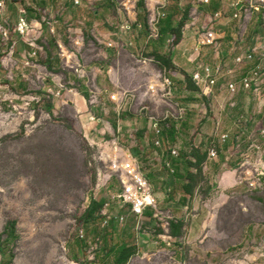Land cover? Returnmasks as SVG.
Masks as SVG:
<instances>
[{
	"label": "rangeland",
	"instance_id": "374dc122",
	"mask_svg": "<svg viewBox=\"0 0 264 264\" xmlns=\"http://www.w3.org/2000/svg\"><path fill=\"white\" fill-rule=\"evenodd\" d=\"M238 1L246 5L244 0H0V264H98L115 243L141 250L154 230L168 237V216L199 213L218 220L213 264H264V202L246 198V191L229 192L224 205L212 210L206 196L213 182L205 167L200 174L190 166L197 149L207 153V162L230 156L219 170L237 171L246 187L253 185L255 164L264 158V99L239 93L237 107L230 109L220 86L218 101L204 100L196 109L191 80L183 85L181 73L153 56L193 55L203 66L220 61L226 71L234 70L230 53L240 35L237 47L244 49L264 38V0H252L240 20L217 27L224 35L218 61L211 47L200 50L198 44L210 27L206 15L228 9L229 19ZM20 21L23 33L17 30ZM163 23L170 28L162 35ZM239 68L235 79L246 71ZM207 119L216 120L214 127ZM220 136H228L225 144ZM211 150L217 158L208 160ZM128 153L158 191L161 185L175 188L177 198L183 191L177 172L195 177L188 195L197 199H190L185 212L174 206L163 215L156 212L160 228L136 218L117 199L123 185L112 169L113 163L121 166L120 158L128 160ZM92 202L104 207L88 216ZM103 213L110 217L105 226ZM160 240L149 254L141 250L135 264L179 261ZM188 248L182 264H197L198 254ZM199 256L205 260L206 252Z\"/></svg>",
	"mask_w": 264,
	"mask_h": 264
},
{
	"label": "crops",
	"instance_id": "0c3cea01",
	"mask_svg": "<svg viewBox=\"0 0 264 264\" xmlns=\"http://www.w3.org/2000/svg\"><path fill=\"white\" fill-rule=\"evenodd\" d=\"M240 2L238 1V3H240ZM238 3L235 4V7L233 8L232 12L230 13L231 17L229 19L227 18L228 15L226 16L228 9L220 8V9H217L211 15H206L207 16L206 19L210 23V26L212 23H214V25L216 27H219L222 24H227V21L228 22L232 21L233 20L232 15L234 14V12L235 11H239V12L242 11L241 5L236 6ZM224 11H225V13H224ZM218 12H222L225 17L223 16L220 20L215 21L214 15ZM201 49H202V47H201ZM231 55H232V53H230V57H231ZM153 56H154L155 61L159 64H162V63H160V61L158 60L157 57H163V58L169 59L173 65V67L176 69V71L181 73L180 74L181 76L179 75V80H180V82L183 83V85L187 86V81L191 80L192 88H194L196 90L194 92L192 91L194 94L191 98L192 99L191 101L195 104H198V106H196V105H195V107L193 106L194 108L198 109L200 107V104H202L204 102V100H207L209 103H213L214 100L218 101V98H217V95H219V91H218L219 88L218 87L215 88V90L213 91L214 92L213 96H204L192 81L193 73L201 70V68L203 67V65L199 64L197 61L198 56L192 55L189 58H185L184 56L183 57L180 56V57H178V59H176V58H172V57H167L166 55H164L163 53L161 54L160 52H158V53L154 52ZM215 58H217L216 61L219 60L218 59L219 57H215ZM232 58H233V56L229 60H231ZM221 91L223 92L224 97H225V95L227 94L226 91L225 90H221ZM213 111H214V109H213ZM206 123L208 124V127H212V126L214 127L216 120L207 119ZM214 137H218V135H216ZM202 141L206 142L207 144L213 142L212 139H208V138H202ZM157 145H159V144L156 143V146ZM227 148H228V145L224 146V151H223L224 155L226 153H228ZM203 153L204 152H201V149H197V150L193 151L192 157H191V159H193L192 160L193 162H191V163L195 164L194 157L196 155L197 156L203 155ZM129 156L131 159H134L131 157L130 154H129ZM229 157L230 156H225V159H222V157H220V159L218 158L212 162L211 161H208V162L205 161L201 165L200 174H203V168L205 167L207 180L208 181L212 180V182H213L211 184V186H208L207 196H206V200L208 203L207 206H211L212 210L215 207H220V206L224 205V203L226 201V196H225L226 193H229V192L237 193L239 191H241V192L246 191L245 192L246 198L255 197L258 199L259 202H261V203L264 202V190L250 189V188L246 187L247 184H245L243 182V178L238 176L237 171H230V170L220 171L219 170V163H221L222 167H224L225 162L229 159ZM167 168H168V165H167ZM169 171H170L171 175H175L173 170H169ZM187 172L193 173L191 169L190 170L187 169L186 173ZM179 173H181V172H177V175H176L177 177H175L176 178L175 181H178V183H180V185L183 186V191H182V195L178 196V198L176 197V194H175L176 193L175 188H168L167 189L163 185H161L160 187L162 190L158 191V189L156 188V184L153 183L152 179L151 178L147 179L145 177V179L149 183V186H150L151 191H152L151 199L153 201V206L146 208L145 211L143 212V216L140 219H143L148 224L149 223L152 225L155 224L156 227L160 228L162 226H158L156 224V221H161L162 219H160V217H158V215H156V212L159 213V215H163L164 210L168 209L170 206L179 207V208L181 207L182 212L187 211L190 199L194 200L196 197H194L195 194L193 196H189L187 193L185 194V191H184V187L186 186V179L190 175L188 173L185 174V172H182V174H180V175H182V177H178ZM154 181H156V180H154ZM253 185H254V187H257L259 184L254 183ZM155 192H157V193H155ZM117 199H118V197H117ZM118 201H120L124 206H129L131 208V213H132V206L130 204L124 203L123 200L118 199ZM103 207H104V204H103ZM106 207H108V206H106ZM157 209H159V211ZM152 211H155V214H152L153 213ZM100 213H101V210H100ZM90 214H87V215L90 216ZM168 217L170 219H172V222L169 223V225L173 224V226H178V225L183 226L181 231H180V235L172 236L170 234V228L168 231V237H164L163 235H161V231H158V233H157L154 230L155 235L153 237L148 236L147 242H144V246L141 249L142 251H144L143 254L144 255L149 254V251H148L149 248L152 245L153 246L158 245L157 239H159V240L160 239H167L168 241H172L173 244L163 242L165 240H160V241H162L160 243H164L163 245H165L166 248H170L171 250H173V253L175 256L181 257L179 261L175 257V264H182V261H183L182 256L189 249L188 247H190V249H192L191 250L192 253L198 254V256L196 257V259H198V260H196L197 264H213V259L216 255L214 241L216 239H218L220 236V233L216 230V224L215 223L218 221L216 216L215 215H202L201 213H199V214H196L192 217H189L188 215L187 216L183 215L180 218H176L174 216L173 217L168 216ZM102 218L104 220L103 226L107 225V222H108L107 219L108 218L110 219V217H108L106 215V213H103ZM136 218H138V217H136ZM193 244H195V245H193ZM127 248H130L132 250V256L130 257V259L128 260V262L126 264H135V262L138 259V256H140V254H142V251L136 250L133 246H127L125 243H121V244L115 243L108 250H105V252L103 253L98 264H108L107 260H110V261L112 260L109 264H121L120 260H119V255L123 249H127ZM171 250L170 251L166 250L165 252L170 253V252H172ZM205 252H206V258H205V260H202V257H200L199 255H201L202 253H205ZM204 261H206V262H204ZM144 264H147V263L144 262ZM169 264H172V263L170 262Z\"/></svg>",
	"mask_w": 264,
	"mask_h": 264
},
{
	"label": "built area",
	"instance_id": "2783aa9c",
	"mask_svg": "<svg viewBox=\"0 0 264 264\" xmlns=\"http://www.w3.org/2000/svg\"><path fill=\"white\" fill-rule=\"evenodd\" d=\"M73 3H78L83 0H70ZM89 1V0H86ZM201 3L207 4L209 0H199ZM244 3L240 2L243 10L248 8L247 4H251L252 0H244ZM161 8L165 6V3H161ZM239 4V3H238ZM236 6H239V5ZM250 7H252L250 5ZM223 17L222 12H218L214 15L215 21L220 20ZM241 13L235 11L232 15L233 20H240ZM17 30L23 33L25 24L20 21L17 25ZM129 28V27H127ZM224 35L222 31L218 30L214 23L208 28L207 32L201 36L198 44V48L201 46L211 47L219 57V52L222 48V39ZM239 42H243V35H240ZM238 43V44H240ZM237 41L232 44L233 64L235 69L243 67L246 71L238 79L234 78L235 69L225 70L223 64L218 61L211 65H204L201 70L196 71L192 75V81L196 87L201 91L204 96H213L215 88L220 87L226 91L227 106L230 109L237 107L236 97L239 93H250L256 99H264V67L262 61L264 59V38H255L253 45L244 48L237 47ZM111 47V46H110ZM260 105V104H258ZM261 106V105H260ZM262 108V107H260ZM157 127V126H156ZM155 127V128H156ZM158 134V133H157ZM264 133L261 132V135ZM222 143H226L228 136H220ZM123 151H120L121 156ZM173 157H177L176 152H172ZM128 160L121 161V166L118 163H113V171L119 174V181L123 185L122 195L118 197L119 200H123L124 203L132 206V213L139 219L143 216V212L146 208L153 206L152 191L149 183L140 172L138 163L131 159L129 154L126 156ZM217 158L215 151L211 150L208 153V160ZM252 175L254 176V183L259 184L257 187L254 185H248L250 189L264 190V158L259 157L255 164ZM126 182V183H125ZM110 219L108 218L107 221Z\"/></svg>",
	"mask_w": 264,
	"mask_h": 264
},
{
	"label": "trees",
	"instance_id": "16d2710c",
	"mask_svg": "<svg viewBox=\"0 0 264 264\" xmlns=\"http://www.w3.org/2000/svg\"><path fill=\"white\" fill-rule=\"evenodd\" d=\"M137 7L138 8H143V2L142 1H138ZM169 28H170L169 27V23H163L162 24V28L160 29V34H162V35L165 34L166 32L169 31ZM170 31H172V30H170ZM177 39L178 40L181 39V34L179 32H178ZM157 58L160 61V63H162V65H166L168 68H170V67L173 66L172 63H171V61L169 59L163 58V57H157ZM206 157H207L206 154L198 155V156L196 155L194 157L195 164H190L191 168H194L197 172H200L201 165L206 161ZM188 178H190L189 179V182L191 184L186 189L187 194L193 192V189H194L193 187H194V184H195V177H193V176L190 175ZM102 208H103V204H97L95 202H92L87 214H90L92 212H95V210H98L100 212V210ZM182 227H183L182 225L173 226V224H170L169 225L170 234L172 236H178V235H180V231H181ZM8 228H10V225L9 224H6L5 227H4V231L6 232V230H8ZM131 256H132V250L130 248L123 249L122 252L119 255L120 263L121 264H126L128 262V260L130 259Z\"/></svg>",
	"mask_w": 264,
	"mask_h": 264
},
{
	"label": "bare ground",
	"instance_id": "6f19581e",
	"mask_svg": "<svg viewBox=\"0 0 264 264\" xmlns=\"http://www.w3.org/2000/svg\"><path fill=\"white\" fill-rule=\"evenodd\" d=\"M117 150V149H116ZM118 151V150H117Z\"/></svg>",
	"mask_w": 264,
	"mask_h": 264
},
{
	"label": "water",
	"instance_id": "95a60500",
	"mask_svg": "<svg viewBox=\"0 0 264 264\" xmlns=\"http://www.w3.org/2000/svg\"><path fill=\"white\" fill-rule=\"evenodd\" d=\"M240 9V8H239Z\"/></svg>",
	"mask_w": 264,
	"mask_h": 264
}]
</instances>
